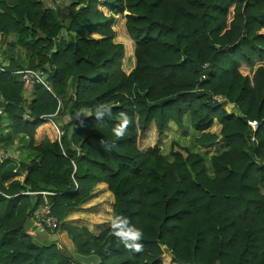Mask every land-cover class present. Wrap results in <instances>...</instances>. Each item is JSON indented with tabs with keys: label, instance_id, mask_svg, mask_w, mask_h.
Segmentation results:
<instances>
[{
	"label": "trees",
	"instance_id": "trees-1",
	"mask_svg": "<svg viewBox=\"0 0 264 264\" xmlns=\"http://www.w3.org/2000/svg\"><path fill=\"white\" fill-rule=\"evenodd\" d=\"M69 1L63 18L45 0H0L1 42L13 35L4 50L29 54L6 69L43 70L51 88L0 70V149L14 139L24 149L19 161L0 159V264H82L62 243L24 231L45 198L60 232L101 264H161L163 246L178 264H264V164L255 162L264 158V0ZM104 7L125 14L129 74ZM186 114L205 149L221 124L228 149L212 155L213 176L177 143L172 162L157 145L138 146L151 122L161 135ZM99 183L115 199L110 226L94 236L61 224Z\"/></svg>",
	"mask_w": 264,
	"mask_h": 264
},
{
	"label": "crops",
	"instance_id": "crops-1",
	"mask_svg": "<svg viewBox=\"0 0 264 264\" xmlns=\"http://www.w3.org/2000/svg\"><path fill=\"white\" fill-rule=\"evenodd\" d=\"M46 3L49 4V0H45ZM50 6L53 8L54 6L50 4ZM103 12L105 15H113L114 17V25L113 28L115 30V37L113 39L114 43H120L124 44L126 48V43L128 46V55L123 56L122 59V69L126 74H129L131 70L135 67V57H134V41L129 37L126 27H125V14L123 15H114L111 11L108 10V8L104 7ZM119 18V19H118ZM118 20H121L122 22V28H120L118 24ZM116 26L120 28V32L118 33ZM124 36V38H122ZM0 37V61L8 65L10 63L11 59H16L18 55H21V58H23V65L25 64L24 58L29 56V54L19 51V48L16 47L13 52L5 51L4 48L7 47V45L13 40V35H10L6 41H2ZM127 49V48H126ZM17 78V77H16ZM19 79V78H18ZM25 99L26 102L29 103L32 100V95L29 93H25ZM2 109V110H1ZM3 115V107L0 105V117ZM189 116V115H188ZM186 118H189L187 116H184L183 118V125H185ZM189 124H190V118ZM168 126L170 128H176L177 124L174 121H170ZM191 126V124H190ZM178 127V126H177ZM192 127V126H191ZM156 125L154 122H151L147 128V130L139 137L138 139V146L141 150H146L148 147L154 146L151 141H149L150 135L147 133L154 134L156 131ZM19 146V145H18ZM17 140L14 139L13 147L11 149L12 152H18L17 149ZM157 146L161 147L157 144ZM10 149V152H11ZM12 154V153H11ZM161 154L166 157L169 161H173V156L166 155L163 151H161ZM171 156V157H170ZM3 157H12L19 161L20 157L15 154L10 155L9 153H5L2 149H0V159H3ZM45 202L46 198H45ZM115 204V199L113 194L109 191L108 186L106 183H99L97 184L94 189L91 192V195L89 198H87L85 201H83L77 208L70 209L64 219L61 221V224H70L77 227H84L87 228L94 236H97L100 232H102L104 229L110 226V224L113 221L112 217V210L113 206ZM28 232V231H27ZM57 244H61V242H57Z\"/></svg>",
	"mask_w": 264,
	"mask_h": 264
},
{
	"label": "rangeland",
	"instance_id": "rangeland-1",
	"mask_svg": "<svg viewBox=\"0 0 264 264\" xmlns=\"http://www.w3.org/2000/svg\"><path fill=\"white\" fill-rule=\"evenodd\" d=\"M69 2H70L69 0H49V4L54 5V8L57 9V12L63 18H66V7L69 4ZM66 23H67V21H66ZM118 24H119L120 28H122L121 27L122 26L121 20H118ZM113 25H114V23H113ZM120 28L118 26H116L118 33L120 32ZM59 35L63 36L65 40L69 41V34H68V31H66L65 29H62ZM122 38H124V36ZM122 45L124 46V44H122ZM126 48L124 46V55L125 56L128 55L127 43H126ZM210 66L212 67L211 63H210ZM71 89L72 88L70 87V85H68L67 94L65 96L61 97V99H59V101L62 102V107L64 106L63 103L65 102L67 97L72 95ZM27 94H29V93H27ZM212 100L216 103H225L226 102V96H224L223 94H214L212 96ZM231 107H232V104H229V103L226 104V110H230ZM87 115H88V111H85L84 113H82L81 117H84ZM185 116L189 117L187 114ZM24 118H26L25 113H24ZM26 119L30 120V118H26ZM188 119L189 118H186L185 125H183L182 127H179L177 125L178 127L176 126V128H170L169 126H167V128L165 129V131L161 135H159L157 133V129H156L154 134H151L149 131V133H147L148 135H150L149 141H151L152 143H155L153 145L158 144L161 147V151H163L168 156L170 155L171 149H173L172 148L173 143H177L178 145H180L182 147H186L191 152L200 153L204 157L206 167H207V174L209 176H213L214 170L211 166L212 155L220 154L221 152L228 149L227 143L220 136L221 124L217 120H214L213 125L209 129V131L211 133L216 134L218 136V139L214 143L213 146L205 149V148H202L199 144H197L196 138L201 133L196 131L193 127L190 126ZM256 127L257 126L254 125L253 129L255 130ZM22 147L23 146H21L20 148L18 147L20 149V150H18V152H15V151L12 152L13 149H11V152H10V148H11L10 147L9 150H6V153L7 154L9 153L10 155L15 154V155H17V157L18 156L22 157V155L24 153V149H22ZM174 149H176V147H174ZM255 162L259 163V164H264V158L263 159L256 158ZM261 193L264 194V185L263 184L261 185ZM30 219H32V218H30ZM46 229L50 230L48 228H46ZM56 231L60 233L59 229ZM35 237L39 240L47 241V237L44 235H40L38 237L35 236ZM162 252H163L162 255L156 259V262L158 261L161 264H178V263L173 261L172 255L170 254L169 250L166 247H164V246L162 247Z\"/></svg>",
	"mask_w": 264,
	"mask_h": 264
},
{
	"label": "built area",
	"instance_id": "built-area-1",
	"mask_svg": "<svg viewBox=\"0 0 264 264\" xmlns=\"http://www.w3.org/2000/svg\"><path fill=\"white\" fill-rule=\"evenodd\" d=\"M6 66L7 65L3 64L0 61V70L1 71L9 72L13 76L19 78L20 80L27 81L31 84H41L45 88H47L48 90H51L50 84L48 82V75L45 71L34 70V69H29V68H25L22 70L10 71V70L6 69ZM202 66H203V68H207L209 66V64L204 63V65H202ZM201 78L205 79L206 74H202ZM59 105H60V101H59ZM26 118H30V116L26 114ZM41 118H45V116H42ZM60 134H61V132H60ZM251 140L254 141L255 138L252 137ZM32 220L36 224L41 226L43 229H45V228L50 229L51 233H59L56 230L58 229L60 223H59L58 219L56 218V216L52 213L51 206L49 205L48 202H45V212L42 213L37 218H34ZM51 233H49V234H51Z\"/></svg>",
	"mask_w": 264,
	"mask_h": 264
},
{
	"label": "water",
	"instance_id": "water-1",
	"mask_svg": "<svg viewBox=\"0 0 264 264\" xmlns=\"http://www.w3.org/2000/svg\"><path fill=\"white\" fill-rule=\"evenodd\" d=\"M24 231L29 229L36 231L37 233L47 237V240L51 243L61 242L69 253L82 264H101L100 256L97 254L84 255L78 253L73 240L70 238L66 231L60 233H47L45 229L36 224L32 219H25L23 222Z\"/></svg>",
	"mask_w": 264,
	"mask_h": 264
},
{
	"label": "bare ground",
	"instance_id": "bare-ground-1",
	"mask_svg": "<svg viewBox=\"0 0 264 264\" xmlns=\"http://www.w3.org/2000/svg\"><path fill=\"white\" fill-rule=\"evenodd\" d=\"M28 232L33 234L34 236H37V237L41 235V234L37 233L36 231H34L32 229H29Z\"/></svg>",
	"mask_w": 264,
	"mask_h": 264
},
{
	"label": "clouds",
	"instance_id": "clouds-1",
	"mask_svg": "<svg viewBox=\"0 0 264 264\" xmlns=\"http://www.w3.org/2000/svg\"><path fill=\"white\" fill-rule=\"evenodd\" d=\"M127 121H125V123H126ZM137 248H138V246H137Z\"/></svg>",
	"mask_w": 264,
	"mask_h": 264
}]
</instances>
